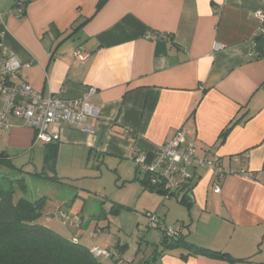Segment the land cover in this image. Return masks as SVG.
I'll use <instances>...</instances> for the list:
<instances>
[{
  "label": "crops",
  "instance_id": "1",
  "mask_svg": "<svg viewBox=\"0 0 264 264\" xmlns=\"http://www.w3.org/2000/svg\"><path fill=\"white\" fill-rule=\"evenodd\" d=\"M16 2L0 0V11L5 56L29 65L21 80L65 99L96 89L90 102L100 117L88 123L93 132L60 128L58 179L64 157L85 170L133 163L137 172L133 158L142 153L151 160L180 129L196 144L197 158L217 157L225 171L220 193L215 171H195L182 231L189 243L229 258L164 251L161 236L149 259L142 242L108 244L119 248L103 264H264V175L252 180L240 174L264 168V18L258 17L264 0H28L22 17L12 14ZM40 144L31 128L11 118L0 134V153L8 157L2 162ZM26 167L18 170L24 179L43 172ZM41 199L44 212L48 198ZM59 214L78 227V216ZM78 234L71 240L101 249L91 234L87 240Z\"/></svg>",
  "mask_w": 264,
  "mask_h": 264
},
{
  "label": "rangeland",
  "instance_id": "2",
  "mask_svg": "<svg viewBox=\"0 0 264 264\" xmlns=\"http://www.w3.org/2000/svg\"><path fill=\"white\" fill-rule=\"evenodd\" d=\"M42 145L18 157L16 153H12L15 155L10 162L0 161V179H22L18 170L24 165H27L28 170L42 172ZM92 164L93 162L91 166ZM135 166L137 167L136 163ZM84 168L82 163L71 162L68 157H64L59 165L57 183L25 175L24 181L28 189L26 197L33 202L44 196L48 198V207L44 209L41 224L50 225L53 230L70 240L77 233V238L87 240L89 233L103 250L108 244L135 246L142 242V249L149 259L160 243L161 232L156 229V224L150 225L147 213H153L162 223L171 227L184 226L183 220L186 218L187 222V207L176 197L166 199L157 192L149 191L141 182L133 181L137 174L133 163L122 164L118 170L102 167L101 172H96L91 167L88 170ZM46 175L49 177L52 173L46 171ZM138 176L144 179L143 174ZM63 203H66V207L62 206ZM117 205L131 210L122 208L118 215H110L111 209ZM58 208L69 212L73 217L78 216V227L73 225L74 222L71 224V221L62 219ZM101 229L109 233L100 236L97 233Z\"/></svg>",
  "mask_w": 264,
  "mask_h": 264
},
{
  "label": "built area",
  "instance_id": "3",
  "mask_svg": "<svg viewBox=\"0 0 264 264\" xmlns=\"http://www.w3.org/2000/svg\"><path fill=\"white\" fill-rule=\"evenodd\" d=\"M27 2L28 0H17L12 14L22 17ZM3 16L4 13L0 11V134L10 127L11 118H16L31 128L35 133V142L45 145L59 142L60 128L63 125L92 133L93 128L88 123L100 117V110L90 102L96 94V89H89L86 95L77 99H65L51 94L44 95L27 81H22L21 72L29 65H22L18 59L5 56ZM258 17L264 18L262 14H258ZM75 56L80 61L87 59V56L79 52H75ZM195 153L196 144L185 129H180L171 140L157 148L151 160L142 153L133 159L137 164L138 173L147 177L150 187L161 191L166 199L191 188L197 180V169L217 173L215 193H220L219 181L225 174L220 159H199ZM240 174L254 180L258 175H264V168L260 173L241 171ZM147 218L150 225L157 226L161 222L153 213H148ZM160 227L168 240L180 237L178 227ZM91 252L100 260L117 255L115 247L106 250L95 247Z\"/></svg>",
  "mask_w": 264,
  "mask_h": 264
},
{
  "label": "trees",
  "instance_id": "4",
  "mask_svg": "<svg viewBox=\"0 0 264 264\" xmlns=\"http://www.w3.org/2000/svg\"><path fill=\"white\" fill-rule=\"evenodd\" d=\"M230 129L223 133L224 139ZM59 142L45 145L44 168L41 174H34L50 181H59L56 174V161ZM4 153H0V161L7 160ZM46 171L54 176L48 177ZM138 174V170H137ZM151 192H157L164 196L161 191L150 187L147 177L137 179ZM196 182L186 192L174 194L178 201L189 208L191 202L187 200ZM27 194L28 189L24 178L12 180L0 179V264H103L100 259L93 256L91 250L78 240H70L55 230L40 223L43 216L44 199L31 202L26 198H18V193ZM170 197V198H171ZM122 208L120 205L113 207L111 214L118 215ZM128 209V208H126ZM166 224L159 222L156 229L160 230L162 240L161 246L164 251L174 249H185L190 255H206L212 258L226 259L229 255L220 251H213L207 248L189 243L182 228L178 227L180 237L168 240L164 230L160 227ZM118 244L115 246L117 251ZM183 255V259L188 258ZM114 257V256H113ZM112 258V257H111ZM231 261H234L231 259Z\"/></svg>",
  "mask_w": 264,
  "mask_h": 264
},
{
  "label": "water",
  "instance_id": "5",
  "mask_svg": "<svg viewBox=\"0 0 264 264\" xmlns=\"http://www.w3.org/2000/svg\"><path fill=\"white\" fill-rule=\"evenodd\" d=\"M191 196L189 195V198H190Z\"/></svg>",
  "mask_w": 264,
  "mask_h": 264
}]
</instances>
